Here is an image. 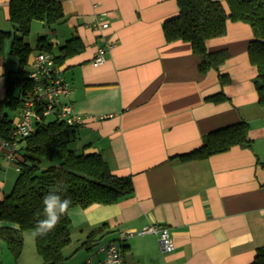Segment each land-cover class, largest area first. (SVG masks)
I'll list each match as a JSON object with an SVG mask.
<instances>
[{"label": "crops", "instance_id": "obj_1", "mask_svg": "<svg viewBox=\"0 0 264 264\" xmlns=\"http://www.w3.org/2000/svg\"><path fill=\"white\" fill-rule=\"evenodd\" d=\"M214 1L227 10L224 0ZM60 2L63 20L51 27L33 21L27 41L34 48L44 36L54 51L73 37L84 43V50L60 67L70 85L62 101L71 103L82 120L74 125L72 147L100 154L113 174L130 176L134 187L115 204L70 209V235L73 230L85 239L104 225L97 247L119 243L127 264H250L256 249L264 246V108L257 102V69L247 53L250 26L228 22L223 36L207 40L208 52L226 50L229 57L218 70L201 74L199 57L188 42L164 39L162 25L177 14L176 0ZM8 5L9 0H0V30L5 32L14 30ZM104 22L108 28L96 30ZM107 44L106 60L94 66L96 49ZM5 46L0 99L7 72L21 70L9 54L10 42ZM36 53L22 69L26 74ZM220 74L229 78L224 85ZM220 92L226 101H206ZM242 121L249 125L251 149L233 147L204 160H172L198 148L207 133ZM152 224L169 229L171 253L160 251L156 235L135 234ZM126 232L134 235L119 241ZM107 236L112 237L106 241ZM98 255L89 258L97 261Z\"/></svg>", "mask_w": 264, "mask_h": 264}, {"label": "trees", "instance_id": "obj_2", "mask_svg": "<svg viewBox=\"0 0 264 264\" xmlns=\"http://www.w3.org/2000/svg\"><path fill=\"white\" fill-rule=\"evenodd\" d=\"M176 0L178 12L162 25L167 43L182 41L190 45L199 57L198 71L206 74L218 68L228 59L226 50L208 52L205 42L223 36L228 22L248 24L253 33L247 53L250 63L256 67L254 86L258 105L264 108V0ZM9 22L13 31L0 30V57L5 54V44L10 42V56L21 70H10L5 76V93L0 99V141L11 140L13 115L21 110L26 95L34 88L33 81L22 70L30 55L49 53L56 65L61 66L68 58L81 53L84 43L73 37L55 51L46 37L41 36L32 48L27 41L33 21L51 27L64 18L60 0H9ZM229 81L220 74L221 85ZM228 98L223 93L206 97V101L220 103ZM35 130L18 140L20 148L13 160L17 177L11 190L0 200V240L13 257L18 258L24 244L23 233L32 231L38 221L44 219L43 198L55 193L71 201L68 211L74 207L87 208L93 204L112 205L130 196L133 183L130 176H117L100 154L77 152L70 145L77 139L74 125L64 120L42 117L34 123ZM249 125L242 121L207 133L201 145L188 153L176 155L172 160L189 162L204 160L225 153L233 147L252 148ZM264 167V161L260 163ZM20 229L15 228V224ZM68 212L60 217L55 228L44 236L34 238L37 254L42 264H63V250L71 244ZM104 225L92 230L79 249L92 251L103 237ZM250 264H264V246L256 249Z\"/></svg>", "mask_w": 264, "mask_h": 264}, {"label": "built area", "instance_id": "obj_3", "mask_svg": "<svg viewBox=\"0 0 264 264\" xmlns=\"http://www.w3.org/2000/svg\"><path fill=\"white\" fill-rule=\"evenodd\" d=\"M95 28L96 30H103L108 28V24L106 22L96 24ZM110 48V44L98 47L92 64L94 66L102 65ZM33 59L27 77L33 81L34 88L26 95L23 107L13 121L14 129L11 140L0 141V151L9 161H13L16 157L15 151L19 145L18 140L32 134L35 130L34 123L42 117L64 120L69 125L82 123L81 118L74 112L72 104L62 101L70 93V85L62 76L61 66L55 64L53 56L49 53L37 52ZM135 234L156 235L162 253H171L174 250V244L167 227L147 225ZM133 235L132 232L120 233L119 241ZM97 253L102 256L101 259L93 261L92 257L85 264H127L119 243L99 244Z\"/></svg>", "mask_w": 264, "mask_h": 264}, {"label": "rangeland", "instance_id": "obj_4", "mask_svg": "<svg viewBox=\"0 0 264 264\" xmlns=\"http://www.w3.org/2000/svg\"><path fill=\"white\" fill-rule=\"evenodd\" d=\"M11 119L15 118V114L13 115L11 112H8ZM260 147L264 149V140L261 141ZM71 148L72 145H70ZM20 148L18 145L17 150ZM17 170L15 164L10 162L0 154V180H4V186L1 190L2 193H8L12 185L17 177ZM32 231H26L23 233L24 236V244L21 254L18 258L13 257V255L7 249V246L2 240H0V264H42V259L37 254L35 248L34 237L32 236ZM112 236H107L106 241L111 239ZM71 244L63 250V255L67 258L63 264H85V261L92 255H95L97 251V246L95 250L88 252L83 249H79L80 245L84 238H82L75 231H71ZM98 258L101 256L98 255ZM97 259V258H96Z\"/></svg>", "mask_w": 264, "mask_h": 264}, {"label": "clouds", "instance_id": "obj_5", "mask_svg": "<svg viewBox=\"0 0 264 264\" xmlns=\"http://www.w3.org/2000/svg\"><path fill=\"white\" fill-rule=\"evenodd\" d=\"M3 184H0V188ZM44 204V219L37 222L32 230V236H44L52 231L59 223L60 217L68 212L71 201L67 198L62 199L60 195L55 193H49L43 198ZM17 230L20 229V225L15 224Z\"/></svg>", "mask_w": 264, "mask_h": 264}]
</instances>
